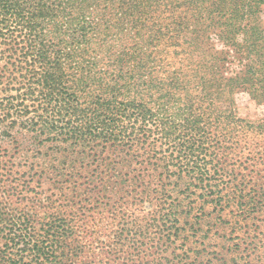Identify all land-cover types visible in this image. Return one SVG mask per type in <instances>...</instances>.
<instances>
[{
    "label": "trees",
    "instance_id": "obj_1",
    "mask_svg": "<svg viewBox=\"0 0 264 264\" xmlns=\"http://www.w3.org/2000/svg\"><path fill=\"white\" fill-rule=\"evenodd\" d=\"M162 2L169 30L148 45L170 56L124 50L100 70L110 7L142 19ZM263 14L264 0H0V125L56 142L48 165L0 146V264H189L174 246L209 205L241 226L230 260L261 262L264 142L251 133L264 124L238 118L235 97L264 106Z\"/></svg>",
    "mask_w": 264,
    "mask_h": 264
},
{
    "label": "rangeland",
    "instance_id": "obj_2",
    "mask_svg": "<svg viewBox=\"0 0 264 264\" xmlns=\"http://www.w3.org/2000/svg\"><path fill=\"white\" fill-rule=\"evenodd\" d=\"M162 3V7L153 8L152 12H149L150 15L142 19L138 16H133V11L126 6L115 4L110 7L108 12L105 13V20L107 21L105 32L106 39L101 47H94L96 53H94L93 56L96 58L100 70L104 69L106 62H109L108 56L114 55V58L116 57L117 59V54L124 50L130 53L136 52V55L154 54L157 56H170L172 50L165 48L162 44L152 48L148 45V40L151 38H158L160 33L158 34L157 30L161 28V33H166L167 31L165 30H169H164L163 28L169 23V18H171L172 13L170 9L167 10L164 8V2ZM152 4L160 5L157 3ZM156 23H158V26H154ZM217 47V50L223 49L220 44H217ZM162 52L164 54H162ZM202 53H197V55L194 56V60L204 61L205 59L198 57ZM232 55L233 53L231 52L230 57ZM206 61L210 60L206 59ZM168 64L169 63L164 66V69L169 68ZM174 66L179 65L173 64L172 67ZM150 68L152 70L155 67L150 65ZM229 68L231 71L234 70L238 72L241 69V64L238 61H232ZM9 94L14 95L15 93L10 92L8 95ZM235 105V115L246 123L254 125V130L258 125L264 124V106L259 105L256 101L251 99L248 94L243 92L238 93L235 97ZM22 123L23 121L16 125H12L6 122L0 125V146L9 150L12 154H15V161L19 164H50L51 161L49 162V159L52 152L56 149V142L48 141L47 135H39L28 126H23ZM251 137L254 140H262V142H264V137L261 136L262 138H260V134H257V132L251 133ZM74 150H76V148ZM73 154V157H78L76 151H74ZM62 161L65 160L63 159ZM44 188L48 190L49 185L45 184ZM194 199L195 197L192 198V200ZM128 201L130 204L134 202L131 198L128 199ZM201 206L202 205L198 208ZM205 208L206 215L205 217H201V219L203 218L201 225L195 226L194 229L189 230L186 234L187 239L179 241L174 246L178 248L176 252L181 253L180 250L183 242L185 244L187 243L189 248L194 252L190 251L189 253L190 258L187 260L189 264H236L235 262H237V264H244L245 261L240 260L239 257L236 261H231L228 257L230 249L233 254H235L236 249L240 250L237 245L240 243L239 238L243 236L242 233H239L240 225L230 226L232 222L236 224L238 219L227 213L229 211L235 213V211L230 209L224 214L222 211H219L220 209L214 212V209H212L210 205ZM256 219L261 220L258 224L262 223L260 226L264 228V215L258 216ZM196 222V220H192V223L195 224ZM233 229L235 231H233ZM241 250H243V248ZM172 251L173 247H171L165 255H170V258H172ZM249 264H264V256L261 262L252 259V263L249 262Z\"/></svg>",
    "mask_w": 264,
    "mask_h": 264
}]
</instances>
